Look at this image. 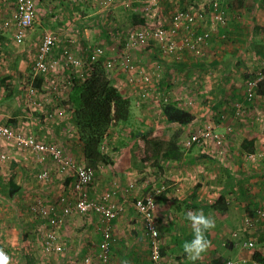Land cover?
<instances>
[{"label":"rangeland","instance_id":"rangeland-1","mask_svg":"<svg viewBox=\"0 0 264 264\" xmlns=\"http://www.w3.org/2000/svg\"><path fill=\"white\" fill-rule=\"evenodd\" d=\"M14 3L0 0V37L13 36L2 22L15 10ZM44 3L36 6L39 16L26 31L24 43L0 38V81H5V86L1 84L0 116L9 123V114L15 113L16 123L9 124L28 129L24 122L36 111L24 104L23 97L38 75H43L44 81L37 96H56L51 104L64 106L61 98L67 97L75 78L82 82L90 74L84 62L90 55L93 62L101 57L111 84L132 103L129 120L110 127L100 145V153L114 160L113 164L93 167L97 175L92 195L98 198L108 191L111 203L120 209L112 223L108 264H149L150 248L141 237L139 217L133 209L137 199L149 195L157 201L154 219L160 233L159 264H212L219 257L257 264L252 260L254 252L264 258V97L256 95L248 103L245 93L249 82L260 78L264 69V59L256 55L257 48L264 47V0H113L109 6L103 0ZM186 14L192 17L191 22ZM218 16L221 20H214ZM253 19L260 24L257 35L251 26ZM158 22L162 29L178 28L172 34V53L162 55L153 43L130 44L128 38L135 29L152 28ZM201 33H209V38L189 49L186 43L191 35ZM45 34L55 35L48 61L55 65L53 69L47 65L48 71L42 74L34 71L32 58ZM69 55L76 64H68ZM127 65L128 69H120ZM53 81L59 85L56 90ZM171 102L190 112L194 124H167L162 105ZM218 104L225 113L215 109ZM62 111L59 122L68 121L76 128L72 112L65 107ZM46 127H38L43 143L50 142ZM200 129L216 133L221 145L218 147L216 140L188 145L186 140ZM177 132L180 134L172 141L178 151L169 152V140ZM36 133L32 135L40 141ZM42 135H46L45 141ZM250 143L251 152L244 146ZM19 154H14L17 170L0 168V249L10 256V264H77L84 258L97 264L95 247L80 256L74 255L80 251L76 245L66 247L65 259L64 254L46 253L43 243L48 235H56L63 243L64 232L78 234L82 223L90 219L75 215L59 229L49 223L41 208L54 206L64 193L70 196L69 190L64 192L66 174L54 163L49 164L55 168L39 164L29 152L22 160ZM73 163L87 166L86 161ZM41 166L48 170L45 180L37 178L38 172L31 174ZM54 175L61 179L60 185L54 183ZM10 179L23 185L18 197L25 199L16 200L17 204L9 200ZM52 191L56 198L50 201L46 194ZM204 207V214L215 220L216 227L210 230L207 250L192 260L182 249L192 234L186 213ZM89 241L95 242L94 237ZM69 256L76 258L70 261Z\"/></svg>","mask_w":264,"mask_h":264},{"label":"built area","instance_id":"built-area-1","mask_svg":"<svg viewBox=\"0 0 264 264\" xmlns=\"http://www.w3.org/2000/svg\"><path fill=\"white\" fill-rule=\"evenodd\" d=\"M113 0H103L105 6H109ZM15 10L11 12V15L4 18L2 27L5 30L13 31V40L16 44H22L26 31L32 26L34 21V13L36 9V0H15ZM180 16H177V18ZM176 18V19H177ZM186 20L191 22L192 17L186 14ZM214 20H221V17H215ZM170 22H172L170 20ZM141 27V26H140ZM138 27L133 33L130 34L128 40L131 45L148 46L149 42L156 45L161 53L164 55L172 53V34H176L178 28L169 29L161 27L160 22L152 28ZM119 35L120 31L116 30ZM209 33L192 34L191 40L186 43L189 49L204 43L209 38ZM55 43V36L51 34H45L37 49L35 56L32 58L33 69L35 72L45 74L48 71L47 65L53 69L55 62L52 60L50 63V55L53 50ZM67 54V52H65ZM68 64H76L77 61H72L71 55L68 56ZM113 64H108L111 67ZM129 66H121L120 69L125 70ZM261 80V77L255 81L249 82V87L245 93L246 101L251 103L256 94V88ZM1 81H0V94H1ZM37 89L32 85L26 88V95L23 97L24 104L32 106L35 111L44 113L48 120H55L58 116H61L62 111L56 105L51 104L52 101L56 100V96L38 97ZM191 105V104H189ZM25 131V132H24ZM196 134L190 136L186 140L187 144H199L200 142L205 143L206 141H217L219 147L220 140L216 133L209 129H200L196 131ZM12 149L14 154L19 152H29L30 155L34 154L39 164L45 165L48 159H51L59 168V172L66 174L67 178H70V183L64 187V192L68 191L71 193L70 196H66L64 193L60 200L56 201L54 206L45 209L41 208V215L48 220L49 223L53 224L54 227L60 228L64 226L68 219H71L75 215L91 216L97 218V228L100 232L101 238L96 247L98 254L93 257L97 264H108L110 261V244L112 243V231L113 222H115L120 209H115L111 203V195L108 191L104 194H100L98 198L94 197L93 185L96 181V171L93 167L77 165L62 156L61 148L57 146H49L38 141L32 134L27 133L26 129L22 130L10 125L8 122L3 121L0 116V144ZM1 158H5L1 155ZM26 158V157H25ZM13 159V158H12ZM15 161V157L13 162ZM48 176V170L41 166L38 171L37 178L45 180ZM155 201L153 196H147L141 199H137L133 203V209L135 215L139 217L141 236L148 242L150 248L149 262L151 264H159L161 256L158 252L159 242V229L157 228L154 219ZM31 210H35V206L30 207ZM46 253H55L62 255L66 251L64 243L60 242L56 235L50 234L47 236L43 243ZM248 246H252L251 243ZM245 261H225L223 264H242ZM77 264H91L89 259H83Z\"/></svg>","mask_w":264,"mask_h":264},{"label":"trees","instance_id":"trees-1","mask_svg":"<svg viewBox=\"0 0 264 264\" xmlns=\"http://www.w3.org/2000/svg\"><path fill=\"white\" fill-rule=\"evenodd\" d=\"M44 1L45 0H36V6H39L40 4L41 6H44ZM41 6H39V8ZM38 9L36 7L34 16H39ZM138 24H140V22ZM254 29L258 31L259 27H256ZM4 38H6V40L8 39V41L11 39L13 43H15L12 36L9 37L4 35ZM150 45H152L151 42H149L148 46ZM161 54L164 55L163 53ZM256 55L259 58L264 59V47L257 48ZM93 58V55H90L87 61L84 62L90 69V74L87 79L80 82L79 80H77V78L73 77L72 79L74 80L75 78V80L73 81L71 79L73 83L70 92L67 94V97L65 99H62L61 104L64 105V107L68 111H71L73 114V119L76 122V129L80 141L82 142L83 155L85 161L87 162V166L95 168L98 164H113L112 160L107 155H103L100 153V145L102 143V139H104L106 131L110 127L115 126L121 122H127L129 120L132 103L130 98L122 95L119 90L111 84V80L106 74L105 67L104 65H102L103 61L102 59H100L101 57H98V60L95 62H93ZM214 64L217 65L216 62ZM260 74L262 76L261 80L258 83L256 94L257 96L264 97V69L261 70ZM35 81L36 82L34 83V86L40 89V85L42 84L44 79L42 77H37ZM1 83L5 86V81L3 79L1 80ZM14 93L17 94L16 91ZM162 117H164L166 123L170 125H177L182 127L191 123L194 124V116L190 112L178 107L175 103L172 102L167 105H162ZM12 122H14V120L9 121V123ZM179 134V132L174 133L171 141L169 140V142H171L169 145L171 148L168 149L169 152L178 151V146L176 143H173L174 141H172V139H177L176 137H178ZM143 136L145 137L147 135L145 134ZM248 145H250V148ZM248 145L244 146H247L248 150L251 152L252 144L250 143ZM8 185L10 186L8 195L11 197L19 189L14 185V183H12L11 180L9 181ZM156 202L157 201H155V203ZM202 209L204 213H207V207H204ZM205 236L208 240L209 234L206 233ZM190 239H192V234L189 235L185 239V241ZM161 253L163 254V252ZM252 260L257 264H264V258L258 252L253 253ZM224 262L225 259L219 257L216 260L214 259L212 264H223Z\"/></svg>","mask_w":264,"mask_h":264},{"label":"crops","instance_id":"crops-1","mask_svg":"<svg viewBox=\"0 0 264 264\" xmlns=\"http://www.w3.org/2000/svg\"><path fill=\"white\" fill-rule=\"evenodd\" d=\"M251 24H252L251 26H252L253 29L256 28V26L260 25V24H257V22H254V19L251 20ZM255 34L256 35L258 34L257 31H255ZM0 38L3 39L4 37L1 36ZM38 77H41V76H38ZM16 86L17 85H15L14 87H16ZM222 86H224V85H222ZM227 86H229V85H227ZM236 92H237V90H236ZM15 95H18V92ZM233 97H236L235 94H234ZM55 99H57V97ZM61 100H62V98H61ZM56 107H58L60 109V111H62V108L64 109V106H60V104L57 105ZM218 108H220L221 112L225 113V108L223 109V105L222 106H221V104L216 105L215 109H218ZM14 114L15 113H10L9 115H10V118L12 120H15V123H16L18 117L14 116ZM56 119L59 122V120L61 118L58 117ZM133 119H135V118L133 117ZM57 120H55V121H57ZM55 121L54 120L53 121L52 120H48L44 113L42 114L39 111H36L33 114H31V116L29 118V121L24 122L25 124L27 123L29 125V128L28 129L24 128V130L26 129L27 133H31V134H35L36 131H37L36 135H37V137L39 139V137H41L40 136L41 133L39 131L40 129L38 130V127L46 125L47 126L46 127L47 128L46 132H47V135H48V138H49L50 142L48 141V139L46 141H45V139H43L44 137H46V135H42V139L46 142L45 144L49 145V146L52 145L53 147L57 146V147L61 148L62 156L64 158H66L67 160H69L71 162H76V163L82 164L85 161V159H84V155H83L82 142L80 141V138L78 136L77 129L75 128V126L70 127V123L68 121H65V120L63 121L62 120L61 121L62 123H60V122L59 123L58 122L55 123ZM118 125L119 124L115 125L114 127H116ZM216 130L217 131L221 130V126L216 127ZM49 133H51V135ZM38 134H40V135H38ZM40 141H42V140H40ZM1 155H4L5 158L4 159L1 158ZM31 156L35 157L34 154H32ZM19 157H20V159L23 158L24 157V153L20 152ZM10 158H14V152L12 151V149L7 148L4 145L0 144V168L1 169L7 168V169H13V171H14V169L15 170L18 169V167H19L18 166L19 162L17 161L18 157L15 158L14 162H10ZM48 160L49 161L46 162V163L48 164V166L49 165L52 166L49 163H54V162L51 159H48ZM113 162H114V160H113ZM247 162L250 165L252 163L250 161H247ZM254 166H256V165H254ZM40 168L34 169V171L31 174L36 175ZM52 168H55V167L52 166ZM56 168L59 169L57 166H56ZM254 168H256V167H254ZM52 177L54 179V183L60 185V183H61L60 180L61 179H58L59 177H57L55 175L52 176ZM64 178H66L64 180V185L67 186L70 183L71 179L67 178V176L64 177ZM10 180H8V183H9ZM21 181H23V180L21 179ZM12 183H14V185L19 190H17V192L14 195H12L9 198V200H10V202H13L14 204H17V201H20L21 199H25L24 197L23 198L18 197L19 195H22L20 193V190H22L23 185H21V184H19L17 182H13V181H12ZM0 185H1V183H0ZM52 189H53V187H52ZM28 192L29 191L26 190V193H28ZM48 197H49L50 201L55 199L56 195H55L54 191H52V193L50 195H48V193H47L46 194V198H48ZM14 201H16V202H14ZM88 218L90 219V221L87 222V223H82L80 228L77 230L78 234L70 235L71 234L70 230L67 231L66 233L65 232L63 233L64 237H62V238H63L64 247L66 248V247H70V246L76 245L77 248L80 250V251H77L74 255H77V256L83 255L84 253L87 252V250L89 248H94V247L96 248V245L100 241L101 235H100V232L98 231V228H97V226H98V224L96 223L97 222V218H93L91 216H88ZM218 227L221 228V225H219ZM220 228H217V229L220 230ZM207 233L211 234V231H208ZM90 237H91V239H92V237H94L95 242H91L92 240L89 241ZM65 257H67V251H65L64 255H62V259H65ZM69 257H71L70 261H72V259L76 258V257L73 258V256H69ZM123 258H125V257H123ZM149 264H151V263H149Z\"/></svg>","mask_w":264,"mask_h":264},{"label":"clouds","instance_id":"clouds-1","mask_svg":"<svg viewBox=\"0 0 264 264\" xmlns=\"http://www.w3.org/2000/svg\"><path fill=\"white\" fill-rule=\"evenodd\" d=\"M38 76L43 78V75ZM31 85L35 87L33 84ZM52 86L53 88L59 87L58 83H55V81L52 82ZM36 89L38 90L37 92H39V88ZM186 219L191 226L192 239L184 241L182 249L187 257L196 260L209 247L210 242L206 239L205 234L216 227V222L210 216H206L203 209L186 213ZM10 259V256L3 249H0V264H10ZM124 264H127V262L125 261Z\"/></svg>","mask_w":264,"mask_h":264}]
</instances>
